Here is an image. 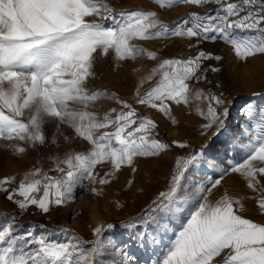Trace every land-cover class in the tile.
I'll use <instances>...</instances> for the list:
<instances>
[{
	"label": "snow or ice",
	"instance_id": "1",
	"mask_svg": "<svg viewBox=\"0 0 264 264\" xmlns=\"http://www.w3.org/2000/svg\"><path fill=\"white\" fill-rule=\"evenodd\" d=\"M162 10L176 5L209 8L205 14L189 12L179 23L168 25L153 10L117 11L108 0H0V142L16 156L59 138L70 148L50 157L51 166H33L17 182L15 176L0 178V194L16 206L20 215L33 210L48 214L53 206L74 199L76 189L88 181L95 196L118 180L123 169L134 174L140 158H156L175 149L176 157L166 188L146 208L121 226L135 233L138 247L151 250V264H264V219L245 215L254 202L264 218V108L246 102L234 140L236 156L227 163L208 157L207 145L192 148L188 142H164L157 138L158 123L142 114L140 107L155 110L173 125V106L191 109L193 100H207L205 111L197 107L201 136L215 127H226L229 108L222 95L192 84L206 79L204 62L220 61V55L203 50L188 58H165L141 81L155 83L133 100L115 92L90 87L96 78L98 59L111 55L116 67L158 53L142 42L169 38L203 42L220 41L235 56L247 60L264 55V0H154ZM212 72L219 71L212 67ZM102 100L111 101L102 115ZM223 108L222 111L220 109ZM54 127L49 141L45 128ZM246 141V142H245ZM237 156L239 159H237ZM108 165L103 175L98 166ZM236 176L243 192L224 188L228 176ZM131 188L134 180H127ZM220 195L214 200L213 194ZM117 208L124 205L116 200ZM0 264H101L109 251L119 249L113 264H139L131 250L105 238L112 223L92 229L94 239L67 233L64 240L36 234L20 225L17 215L0 217ZM150 231H146L149 226ZM171 231L165 243V236Z\"/></svg>",
	"mask_w": 264,
	"mask_h": 264
},
{
	"label": "rangeland",
	"instance_id": "2",
	"mask_svg": "<svg viewBox=\"0 0 264 264\" xmlns=\"http://www.w3.org/2000/svg\"><path fill=\"white\" fill-rule=\"evenodd\" d=\"M108 2L117 10H153L158 13V18L165 24L174 25L179 23L187 12L203 13L215 5L205 7H194L190 5L179 4L173 8L162 10L154 0H108ZM195 40L169 38L161 40H152L142 42V45L158 53L156 60H150L146 57L136 61H127L121 67H116L111 55L107 58L97 60L95 72L96 78L91 81L90 87L105 89L109 92H115L121 98L133 100L137 88L143 93L151 87L155 81L145 83L140 87L141 81L150 75L152 69L165 58H188L203 50L211 52L214 55H220L222 60H210L204 62L203 68L208 69L205 72L206 79L200 83H193V92L203 89L205 93L211 91L217 95H222L225 105L229 108V118L226 127L217 130L213 127L209 130L207 136H201L200 125L204 123L197 115V107L207 110V100H193L191 109L183 106H173V116L177 123L173 125L171 121L155 110H149L140 107L144 115L155 119L158 123L157 138L164 142L179 140L188 142L192 148H199L207 145V155L215 157L223 163H227L225 156L233 157L236 153L232 151L233 144L239 143L234 140L242 133L241 125L246 121L244 109L246 102L259 108H264V55H256L248 58L246 61L237 58L230 46L217 41L203 42L199 48L190 47L195 45ZM216 67L217 72L210 69ZM115 106L111 101L102 100L96 107L101 115L110 107ZM223 108L220 109L222 111ZM46 136L51 140L54 134V127L48 125L45 128ZM246 142V141H245ZM0 142V178L5 176H15L17 182L23 177L24 173L35 166H43L45 169L51 166L50 157L57 154L63 155L70 148L75 147L82 150L85 145L77 142L75 145H69L59 138V147L47 143L43 147L35 150L29 149L24 155L16 156L11 149L2 146ZM185 150L173 149L161 157L140 158L137 161L138 171L134 174L129 169H123L118 174V180L109 186H105L104 194L95 196L92 194V185L84 181L75 191L74 199L64 206H53L48 214H41L32 211L30 214L20 215L16 206L8 202L3 194H0V217L4 214L17 215L20 225L31 228L36 234H47L50 238L64 240L67 233L81 237L84 240L94 239L92 229L101 224L112 223L114 227L105 232V238L111 237L119 246L125 250H131L139 258V264H151V250H145L138 247L134 231L125 229L122 224H117L114 220H129L146 208L150 201L155 198L159 191L166 188L169 180V174L174 169V161L177 156L184 154ZM237 159L239 157L237 156ZM108 165L98 166L101 175L108 169ZM133 179L131 188L127 186V180ZM224 188L231 192H243L244 186L238 177L232 175L223 181ZM220 195L216 191L211 197L213 200ZM119 200L124 207L117 208L114 204ZM247 212L245 215L256 221L262 218L257 214L254 202L247 203ZM3 221L0 220V223ZM150 225L146 231H150ZM169 231L165 236L167 243ZM151 257V259H149ZM120 259L119 249L116 252L109 251L105 257L101 258V264H113V261Z\"/></svg>",
	"mask_w": 264,
	"mask_h": 264
},
{
	"label": "trees",
	"instance_id": "3",
	"mask_svg": "<svg viewBox=\"0 0 264 264\" xmlns=\"http://www.w3.org/2000/svg\"><path fill=\"white\" fill-rule=\"evenodd\" d=\"M211 8L214 9L215 6H213V7H211ZM208 11H209V9H208L207 11L203 12V13H200V14H205V13H207ZM188 13H189V12L185 13V15H187ZM185 15H184V16H185ZM184 16H183V17H184ZM126 221H128V220H114V222L117 223V224H123V223L126 222Z\"/></svg>",
	"mask_w": 264,
	"mask_h": 264
}]
</instances>
